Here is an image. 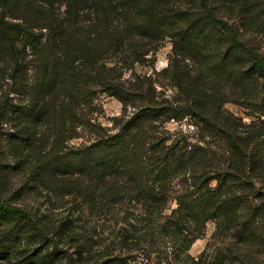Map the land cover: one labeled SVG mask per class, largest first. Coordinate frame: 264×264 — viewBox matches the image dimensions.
<instances>
[{
  "label": "trees",
  "instance_id": "16d2710c",
  "mask_svg": "<svg viewBox=\"0 0 264 264\" xmlns=\"http://www.w3.org/2000/svg\"><path fill=\"white\" fill-rule=\"evenodd\" d=\"M0 264H264V0H0Z\"/></svg>",
  "mask_w": 264,
  "mask_h": 264
},
{
  "label": "rangeland",
  "instance_id": "374dc122",
  "mask_svg": "<svg viewBox=\"0 0 264 264\" xmlns=\"http://www.w3.org/2000/svg\"><path fill=\"white\" fill-rule=\"evenodd\" d=\"M170 49H171V45H167L161 49V51L159 53V57H158V63H157L159 68L166 66L167 57H168V54L170 52ZM100 102L102 104L101 109L103 111L101 110L99 112L104 119H108L114 115L120 114L121 104L117 99H115L113 97H109V96H102ZM229 107L232 109H236V107L234 105H229ZM14 177H15L14 181H16L17 179H19L20 175L16 176L14 174ZM213 230H214V225L211 224L208 227L207 235L203 238L198 239L193 244L192 248L190 249V253L192 255H199L204 250V248L206 247V245L209 241V238H210Z\"/></svg>",
  "mask_w": 264,
  "mask_h": 264
}]
</instances>
